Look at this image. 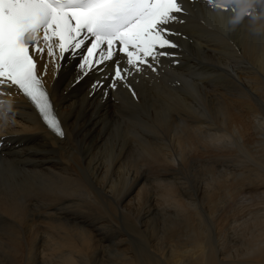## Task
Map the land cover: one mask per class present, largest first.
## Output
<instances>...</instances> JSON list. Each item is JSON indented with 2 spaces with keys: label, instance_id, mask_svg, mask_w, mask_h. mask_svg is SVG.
<instances>
[{
  "label": "bare ground",
  "instance_id": "obj_1",
  "mask_svg": "<svg viewBox=\"0 0 264 264\" xmlns=\"http://www.w3.org/2000/svg\"><path fill=\"white\" fill-rule=\"evenodd\" d=\"M182 6L172 55L154 71L124 57L104 103L88 84L115 62L73 84L79 53L36 55L63 137L0 88V264H161L158 249L166 264H264V203L249 199L264 188V2Z\"/></svg>",
  "mask_w": 264,
  "mask_h": 264
},
{
  "label": "snow or ice",
  "instance_id": "obj_2",
  "mask_svg": "<svg viewBox=\"0 0 264 264\" xmlns=\"http://www.w3.org/2000/svg\"><path fill=\"white\" fill-rule=\"evenodd\" d=\"M220 7L228 9L227 4ZM181 12L177 0H0V86L16 87L47 126L60 134L37 74L35 54L42 57L45 49L31 42L42 32L48 55L58 50L61 63L65 54L72 58L79 53L73 84L92 71L101 73L103 63L115 62L114 75L107 77L110 84L105 86L103 79L88 84L86 99L103 89L99 102L104 103L110 89L124 80L126 70L120 67L124 57L137 71L142 66L154 71L150 61L172 55L167 49L177 45L167 38L174 34L169 25Z\"/></svg>",
  "mask_w": 264,
  "mask_h": 264
},
{
  "label": "rangeland",
  "instance_id": "obj_3",
  "mask_svg": "<svg viewBox=\"0 0 264 264\" xmlns=\"http://www.w3.org/2000/svg\"><path fill=\"white\" fill-rule=\"evenodd\" d=\"M190 3H192V2H190ZM44 68H46L45 66H44ZM250 159V158H249ZM248 159V163L250 162V160ZM225 164L226 165H229V164H231V163H229V162H225ZM230 166V165H229ZM204 170H206L205 168H203V167H199V168H197V173H199L200 175H202L203 173H204ZM227 170H232V169H227ZM216 171L218 172L219 170H217L216 169ZM217 172H215V173H217ZM262 172L264 173V169L262 170ZM208 173H206V175H207ZM219 175H220V177L221 176H224V174H226V176L225 177H228V178H230L231 177V175L228 173V172H222V174H221V172H219L218 173ZM236 174H237V172H235L234 173V176H236ZM249 180H254L253 178H250ZM149 186H150V189H151V193L154 195V197H156L157 198V200L159 201V197L158 196H155L156 195V192H157V190L156 189H159L158 187H157V185H156V182L154 181V180H150L149 181ZM153 188H154V190H156V192H154V190H153ZM192 189V188H191ZM193 190V189H192ZM194 191V190H193ZM197 191H199V189H197ZM195 194H196V192H195ZM197 195V194H196ZM200 195H201V192H200ZM249 199L251 200V203L252 204H254V203H264V188H260V189H258L257 191H253V192H251L250 194H249ZM249 202V201H248ZM225 205V203L224 202H222V204H221V202H219V206L222 208V207H224V208H222V209H224V210H222V212L220 213H218V217H217V220L219 219V216L220 217H222L223 218V213H225L226 211L225 210H228L229 209V206H230V204H228V205ZM237 204H238V202H237ZM223 205V206H222ZM254 205H256V204H254ZM256 208H258L257 206H255L254 208H253V211L254 210H256ZM237 213V212H236ZM222 216H221V215ZM238 215H239V213H237ZM229 215H230V213H229ZM92 216V215H91ZM203 216V215H202ZM92 217H95L94 215L92 216ZM215 220V224L216 225H219V223H220V221H221V224H222V222H223V220L221 219V220ZM158 220L155 222L154 220H149V226H151V225H154L156 228L157 227H159V225H160V223L158 224ZM218 222V223H217ZM153 223V224H152ZM121 224H122V230H120L121 232H123V230H124V232H125V235H124V237L125 238H128V234L131 232V230H130V228H129V226L125 223V222H123V221H121ZM151 224V225H150ZM215 233H217L216 232V229H215V231H214ZM206 233H207V235L209 236V234H210V232H209V230H207L206 229ZM218 237V235H215V237L213 238V240L216 242V238ZM153 240V241H152ZM157 241H159V238L158 237H153L152 236V238H151V243L152 244H154V243H156ZM129 242H126V243H124V244H122L119 248H120V250H127V248L129 247V244H128ZM159 251L157 252L158 254H159V256H160V260L162 261V263L161 264H166V262L167 261H165V259L166 258H164L163 256L165 255V254H163L162 252H161V249H158ZM119 264H128L127 262H120Z\"/></svg>",
  "mask_w": 264,
  "mask_h": 264
}]
</instances>
